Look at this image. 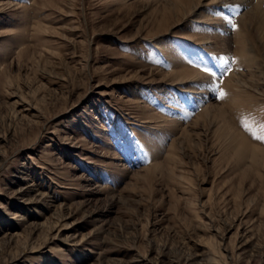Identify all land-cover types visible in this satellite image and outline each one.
<instances>
[{"label": "rangeland", "instance_id": "rangeland-1", "mask_svg": "<svg viewBox=\"0 0 264 264\" xmlns=\"http://www.w3.org/2000/svg\"><path fill=\"white\" fill-rule=\"evenodd\" d=\"M0 264H264V0H0Z\"/></svg>", "mask_w": 264, "mask_h": 264}, {"label": "bare ground", "instance_id": "bare-ground-1", "mask_svg": "<svg viewBox=\"0 0 264 264\" xmlns=\"http://www.w3.org/2000/svg\"><path fill=\"white\" fill-rule=\"evenodd\" d=\"M233 1H234V0H233ZM243 3L245 4V2H243ZM243 3H242V4H243ZM253 3H254V2H253ZM249 4H250V3H249ZM251 4H252V2H251ZM195 6H196V5H195ZM247 6H248V5H247ZM241 7H243V5H238V8L236 9L237 11L235 10V13H238V12H239V9H240ZM194 9H195V8H194ZM234 15H235V14H234ZM200 92H204V91H199V93H200ZM228 127H229V126H228ZM232 127H233V126H232ZM234 127H235V126H234ZM230 128H231V127H230ZM229 130H230V129H229ZM231 130H232V128H231ZM239 137H240V136H239Z\"/></svg>", "mask_w": 264, "mask_h": 264}, {"label": "snow or ice", "instance_id": "snow-or-ice-1", "mask_svg": "<svg viewBox=\"0 0 264 264\" xmlns=\"http://www.w3.org/2000/svg\"><path fill=\"white\" fill-rule=\"evenodd\" d=\"M204 71H205V72H209V71H210V69H208V68H205V69H204ZM221 95H223V93H221Z\"/></svg>", "mask_w": 264, "mask_h": 264}]
</instances>
